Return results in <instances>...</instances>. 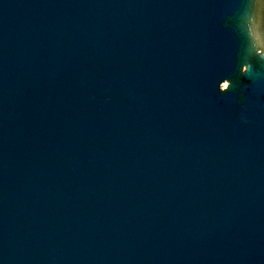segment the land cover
Returning a JSON list of instances; mask_svg holds the SVG:
<instances>
[{"label": "water", "instance_id": "1", "mask_svg": "<svg viewBox=\"0 0 264 264\" xmlns=\"http://www.w3.org/2000/svg\"><path fill=\"white\" fill-rule=\"evenodd\" d=\"M0 264H264V4L0 0Z\"/></svg>", "mask_w": 264, "mask_h": 264}, {"label": "snow or ice", "instance_id": "2", "mask_svg": "<svg viewBox=\"0 0 264 264\" xmlns=\"http://www.w3.org/2000/svg\"><path fill=\"white\" fill-rule=\"evenodd\" d=\"M260 2H261L262 4H264V0H260ZM243 72H244V73H247V72H248V68L246 67V68L243 70Z\"/></svg>", "mask_w": 264, "mask_h": 264}]
</instances>
